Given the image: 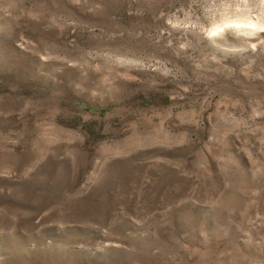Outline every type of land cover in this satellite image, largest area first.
Returning a JSON list of instances; mask_svg holds the SVG:
<instances>
[{
	"label": "rangeland",
	"instance_id": "obj_1",
	"mask_svg": "<svg viewBox=\"0 0 264 264\" xmlns=\"http://www.w3.org/2000/svg\"><path fill=\"white\" fill-rule=\"evenodd\" d=\"M0 264H264V0H0Z\"/></svg>",
	"mask_w": 264,
	"mask_h": 264
},
{
	"label": "bare ground",
	"instance_id": "obj_2",
	"mask_svg": "<svg viewBox=\"0 0 264 264\" xmlns=\"http://www.w3.org/2000/svg\"><path fill=\"white\" fill-rule=\"evenodd\" d=\"M252 23V22H251Z\"/></svg>",
	"mask_w": 264,
	"mask_h": 264
}]
</instances>
